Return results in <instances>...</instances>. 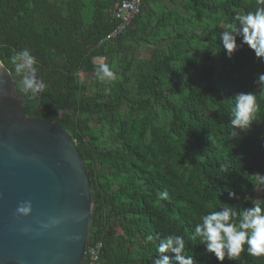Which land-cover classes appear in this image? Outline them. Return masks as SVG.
<instances>
[{"label": "trees", "instance_id": "1", "mask_svg": "<svg viewBox=\"0 0 264 264\" xmlns=\"http://www.w3.org/2000/svg\"><path fill=\"white\" fill-rule=\"evenodd\" d=\"M119 1L93 0L85 25L83 0H0V62L25 115L56 120L84 162L94 206L85 246L102 243L97 264H151L159 238L177 233L194 264H264V256L246 252L218 261L191 238L202 214L264 199V91L254 82L264 62L246 45L229 58L218 39L224 23L255 10L256 0H171L177 6L160 16L141 0L130 27L100 44L116 26L111 12ZM168 25L173 34L158 41ZM129 40L156 45V52L120 60L119 79L97 81L93 59L125 55ZM24 47L43 81L37 98L21 91L10 63ZM163 50L170 56L160 57ZM80 72L92 74L91 85ZM240 92L255 94L259 108L250 127L232 137L229 115ZM163 191L168 200L158 199ZM147 234L156 239L147 243Z\"/></svg>", "mask_w": 264, "mask_h": 264}, {"label": "water", "instance_id": "2", "mask_svg": "<svg viewBox=\"0 0 264 264\" xmlns=\"http://www.w3.org/2000/svg\"><path fill=\"white\" fill-rule=\"evenodd\" d=\"M24 103L0 62V264H80L94 207L84 162L56 120L26 116ZM24 201L28 216L16 214Z\"/></svg>", "mask_w": 264, "mask_h": 264}, {"label": "clouds", "instance_id": "3", "mask_svg": "<svg viewBox=\"0 0 264 264\" xmlns=\"http://www.w3.org/2000/svg\"><path fill=\"white\" fill-rule=\"evenodd\" d=\"M256 3L258 6L255 10L237 13L232 21L224 23L219 33L220 46L229 58L238 48L246 45L256 58L264 62V0H256ZM237 37L240 38L239 44ZM10 63L21 77V91L37 95L43 87V81L35 75L37 58L33 52L24 47L10 57ZM94 75L101 83L115 79L112 66L105 62L96 66ZM254 82L260 91H264V73H258ZM104 91L108 93L110 89ZM258 108L257 97L252 92H240L234 96L229 115L232 137L238 136L237 129L247 130L250 127ZM229 196L235 197L236 193L229 191ZM158 199L168 200V191L160 192ZM226 205L202 214L192 228L191 238H199L205 245V251L221 262L226 256L234 260L242 252L257 258L264 256V199L254 200L251 207L239 210ZM31 212V201L22 202L16 209V214L22 216H28ZM155 239L152 234L145 236L147 243ZM169 252L175 256L170 257L166 254ZM151 264H194L192 255L186 253L184 236L168 233L159 238Z\"/></svg>", "mask_w": 264, "mask_h": 264}, {"label": "rangeland", "instance_id": "4", "mask_svg": "<svg viewBox=\"0 0 264 264\" xmlns=\"http://www.w3.org/2000/svg\"><path fill=\"white\" fill-rule=\"evenodd\" d=\"M84 4H85V8L83 10V23L85 25L88 24L89 21V15H90V9L92 6V1L93 0H83ZM151 1L150 5H151V10L150 12H152L155 16H160L161 14L164 13V11H172L174 9V7L177 6V4H173L171 2V0H149ZM176 3V2H175ZM175 5V6H174ZM180 13V12H179ZM182 16L183 14L180 13ZM185 14V13H184ZM156 20L154 21L153 24H155ZM173 26L168 25V27H166V30L163 33H160L156 39H158V41H161V38H164L167 34H173ZM125 45L127 46V50H125V55L121 54L118 58H113L108 60L106 63H108L110 66H112L114 72H115V78L119 79L120 75H118L117 73L120 72V60H124V59H128V58H132L134 60H149L153 53L156 52V45H145V44H141V43H134L133 41H125L124 42ZM166 50V49H165ZM187 53H182L183 57H187ZM164 54V50L161 54L160 57L164 58L169 57L170 55H163ZM190 55V54H189ZM172 56V55H171ZM103 58H94L93 62L95 64H99L100 62H103ZM80 76V81L86 85L89 86V84L92 81V74L91 73H85V72H80L79 73ZM112 81V80H111ZM91 85V84H90ZM90 126H92L94 129H98L100 128L98 124L94 123L92 120L89 122ZM120 233V232H119ZM134 250V249H133Z\"/></svg>", "mask_w": 264, "mask_h": 264}, {"label": "built area", "instance_id": "5", "mask_svg": "<svg viewBox=\"0 0 264 264\" xmlns=\"http://www.w3.org/2000/svg\"><path fill=\"white\" fill-rule=\"evenodd\" d=\"M141 7V0H121L117 2L111 12L113 19L116 21V26L100 41V44L115 39L119 34L130 27L135 17L140 13ZM101 247V242L85 246L84 259L86 264L98 263Z\"/></svg>", "mask_w": 264, "mask_h": 264}]
</instances>
